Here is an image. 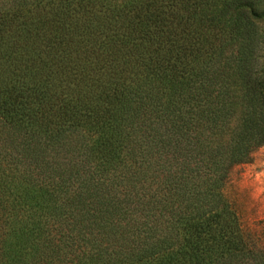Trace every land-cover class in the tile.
<instances>
[{"label": "trees", "instance_id": "1", "mask_svg": "<svg viewBox=\"0 0 264 264\" xmlns=\"http://www.w3.org/2000/svg\"><path fill=\"white\" fill-rule=\"evenodd\" d=\"M261 147L264 0H0V264H264Z\"/></svg>", "mask_w": 264, "mask_h": 264}, {"label": "rangeland", "instance_id": "2", "mask_svg": "<svg viewBox=\"0 0 264 264\" xmlns=\"http://www.w3.org/2000/svg\"><path fill=\"white\" fill-rule=\"evenodd\" d=\"M228 194L241 225L258 232L264 224V147L253 151L248 163L233 168Z\"/></svg>", "mask_w": 264, "mask_h": 264}]
</instances>
